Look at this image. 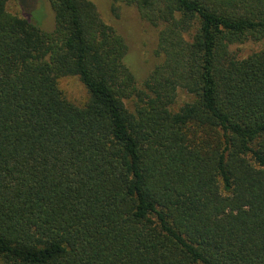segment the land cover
<instances>
[{
  "label": "trees",
  "instance_id": "trees-1",
  "mask_svg": "<svg viewBox=\"0 0 264 264\" xmlns=\"http://www.w3.org/2000/svg\"><path fill=\"white\" fill-rule=\"evenodd\" d=\"M10 1L0 264H264V47H235L264 40V0H118L158 28L142 80L92 0H50L51 31Z\"/></svg>",
  "mask_w": 264,
  "mask_h": 264
},
{
  "label": "rangeland",
  "instance_id": "rangeland-1",
  "mask_svg": "<svg viewBox=\"0 0 264 264\" xmlns=\"http://www.w3.org/2000/svg\"><path fill=\"white\" fill-rule=\"evenodd\" d=\"M92 1L97 5L103 19L127 39V61L142 80L162 59L158 50L157 26L143 19L138 8L133 5L120 3L118 0ZM8 8L44 30L51 31L55 27V11L50 0H11ZM235 47L241 54L247 55L263 48L264 40L248 41ZM61 86L68 97L79 104L88 98V91L77 76L63 78ZM177 99L182 103L191 100L192 94L179 89Z\"/></svg>",
  "mask_w": 264,
  "mask_h": 264
}]
</instances>
